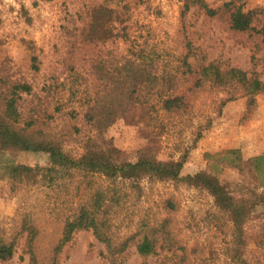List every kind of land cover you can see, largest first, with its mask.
Listing matches in <instances>:
<instances>
[{
  "label": "rangeland",
  "instance_id": "1",
  "mask_svg": "<svg viewBox=\"0 0 264 264\" xmlns=\"http://www.w3.org/2000/svg\"><path fill=\"white\" fill-rule=\"evenodd\" d=\"M206 1L213 8H218L228 0ZM243 2L246 10L264 7V0H238V3ZM100 4L120 12L121 22L115 25L120 32L126 31L122 37L99 43L96 51L104 58L109 50L122 56L129 52L130 46H135L158 55L159 67H163V63H175L172 64L175 67L179 58L192 51L198 60H216L226 66L241 67L264 79L262 45L255 47L254 42L247 40L246 36L231 32L226 23L217 17H208L204 10L197 7L182 16L183 0H0V63L6 57L11 58L10 74L14 78L33 80L34 87L42 90L41 95H47L45 88L50 86L47 84L54 74L57 80L52 82L56 85H52L53 92L45 99L49 112L54 111L56 104L75 106L81 111L79 100H85L97 87L90 75V63L83 57L85 52L78 49L75 59L79 60L83 76L89 84L81 85V89L87 92L81 89L77 92L75 85L60 83L67 75L64 71L70 60L67 53L69 46L75 43L80 28L90 22L91 8ZM33 55H36V64L40 69L36 75L32 68ZM218 95L210 87H205L190 96V106L181 116L168 115L159 110V118L166 125L161 140L157 141L159 157L167 159L171 155L179 157L181 152L184 153L183 174L206 169L207 155L224 150L220 143L224 139L236 137L243 142L242 137L246 138L248 133L246 127L255 116L260 121L256 127L261 129L264 125V96L258 105L248 109L239 101L232 102L224 108L221 116L214 118L212 126L204 131L202 138L193 143L198 125L204 124L208 115H214ZM258 107L260 110L257 111ZM81 119H84L82 113L77 117L58 114L45 127L59 128L79 123L85 130L84 134H94L88 131L89 126ZM146 123L118 116L103 135L113 139L122 157L134 161L138 150L146 145L152 133ZM254 127L251 126V130ZM252 135L258 136L256 143L263 144L264 128ZM70 142H66V146L78 154L82 150L79 143ZM3 157L32 166L49 167L53 163L44 147L30 150L18 148ZM220 179L232 190H238L240 184H254L250 176H243L232 168L224 169ZM141 183L144 192L136 206L132 205V201L124 207L111 209L113 230L118 236H130L144 219L150 226L152 224L162 229L160 239L163 245L156 255L147 257H141L134 247H130L127 253L119 257L117 264H166L167 259L174 256L172 252L163 251V247H171L172 250L185 247L191 264L202 261L232 264L225 254V241L229 239L223 232V227L227 228L226 215L216 212L214 199L206 190L186 185L175 186L171 182L152 183L147 178ZM67 195V191L62 189L31 185L13 188L0 179V228L9 235L17 236L16 253L4 264H32L28 234L21 231L25 215L38 230L32 246L36 264H110L104 243L96 239L92 230L76 232L73 239L57 251L70 208ZM214 215L222 218L219 221L217 217L214 219ZM244 229V258L248 264H264V206L252 211ZM177 252L180 254L181 250Z\"/></svg>",
  "mask_w": 264,
  "mask_h": 264
},
{
  "label": "trees",
  "instance_id": "2",
  "mask_svg": "<svg viewBox=\"0 0 264 264\" xmlns=\"http://www.w3.org/2000/svg\"><path fill=\"white\" fill-rule=\"evenodd\" d=\"M183 1L182 16L197 7L204 10L208 17H217L226 23L231 32L246 36L255 47H264V7L246 10L245 3H238V0H228L218 8H213L206 0ZM119 13L105 4L91 8L90 22L80 28L75 43L67 51L70 57L64 71L67 75L60 85H75L77 92H80L81 85H89L79 60L75 59V52L81 50L90 63V75L97 86L85 100H79L81 111L65 104H56L53 112L47 110L45 99L51 96L52 85H56L52 81L57 80L54 74L47 84L50 86L45 88L47 95H41L42 90L34 87L33 80L14 78L10 74L11 58L6 57L0 63V179L13 188L31 185L67 191L70 208L57 251L70 242L76 232L92 230L96 239L104 243L110 264H117L119 257L130 247H134L141 257H147L156 255L163 245L160 239L162 229L150 226L144 219L130 236H118L113 230L111 209L124 207L132 201V205L136 206L143 196V179L206 190L214 199L216 212L226 215L227 228L223 227V232L229 237L225 241L227 258L232 264H248L244 258V228L252 211L264 206V153L247 158L240 148H227L209 153L206 169L183 174L184 153L167 159L159 157L157 141L161 140L166 125L158 113L162 109L168 115L181 116L190 106V96L205 87L216 91L219 95L213 112L215 116L208 115L205 123L198 125L193 140L196 144L204 131L212 126L214 118L221 116L230 103L239 101L247 109L257 105V95L264 94V79L241 67L226 66L216 60H198L192 51L179 58L175 67L172 66L175 63H163V67H159L158 55L135 46H130L129 52L122 56L109 50L104 58L96 51L99 43L122 37L126 32L123 29L120 32L115 25L121 22ZM36 61L37 57L33 55L34 75L40 71ZM80 113L84 118L81 122L89 126L88 131L94 134H84L85 130L79 123L59 128L45 127L55 115L77 117ZM118 116L131 121H146L152 129L149 140L138 150L134 161L122 157L113 139L103 135ZM70 141L79 143L82 150L78 154L66 146V142ZM40 147L50 154L51 166H32L3 157L14 149ZM226 168L250 176L254 184H240L242 188L232 190L220 179L221 172ZM216 217L219 221L222 218L214 215V219ZM21 231L28 234L32 264H36L32 246L38 230L27 215L21 224ZM16 247L17 236L9 235L0 228V263L9 262L16 253ZM172 249L162 248L174 256L167 259L166 264H191L185 247L177 248L181 250L180 254ZM195 264L210 263L202 261Z\"/></svg>",
  "mask_w": 264,
  "mask_h": 264
},
{
  "label": "crops",
  "instance_id": "3",
  "mask_svg": "<svg viewBox=\"0 0 264 264\" xmlns=\"http://www.w3.org/2000/svg\"><path fill=\"white\" fill-rule=\"evenodd\" d=\"M263 96H264V94L257 95V97H256L257 105H258L259 101L261 100V97H263ZM229 105H227L226 107H228ZM260 107L257 108V111L260 110ZM259 124H260V121L255 116V119L250 121L246 127V128H248V133L246 134V136H247L246 138L242 137L244 143L239 141V139H236V137H234V139H233V137H229L227 139H224L223 142H220V143H222L221 147L225 148V149H227V148H240L242 150L244 156L247 158L255 156L257 154L264 153V142H263V144L259 145L258 143H256V139L258 138V136L256 137V135L255 136L252 135V134H255L257 131H262V129L264 128V125H262L261 129L256 127V126H259ZM254 125H255L254 129L251 130V126H254ZM249 129H250V132H249ZM235 132H236V130H235ZM246 140H249V141L247 142ZM226 142H227V144H224ZM257 148H260V149H257ZM245 153H247L248 155L246 156Z\"/></svg>",
  "mask_w": 264,
  "mask_h": 264
}]
</instances>
